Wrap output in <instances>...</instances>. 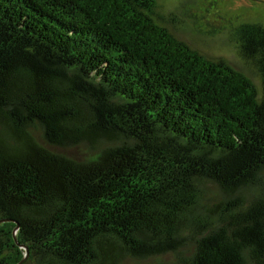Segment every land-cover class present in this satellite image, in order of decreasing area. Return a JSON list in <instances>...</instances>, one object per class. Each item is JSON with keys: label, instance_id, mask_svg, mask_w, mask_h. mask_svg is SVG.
<instances>
[{"label": "trees", "instance_id": "16d2710c", "mask_svg": "<svg viewBox=\"0 0 264 264\" xmlns=\"http://www.w3.org/2000/svg\"><path fill=\"white\" fill-rule=\"evenodd\" d=\"M159 15L0 0V264H264V24L256 87Z\"/></svg>", "mask_w": 264, "mask_h": 264}, {"label": "rangeland", "instance_id": "374dc122", "mask_svg": "<svg viewBox=\"0 0 264 264\" xmlns=\"http://www.w3.org/2000/svg\"><path fill=\"white\" fill-rule=\"evenodd\" d=\"M159 14L163 24L193 48L227 60L260 87L255 71L240 59L228 29L242 22L264 24V0H159Z\"/></svg>", "mask_w": 264, "mask_h": 264}, {"label": "water", "instance_id": "95a60500", "mask_svg": "<svg viewBox=\"0 0 264 264\" xmlns=\"http://www.w3.org/2000/svg\"><path fill=\"white\" fill-rule=\"evenodd\" d=\"M15 233H16V230H15ZM26 256H28V252L26 253Z\"/></svg>", "mask_w": 264, "mask_h": 264}]
</instances>
